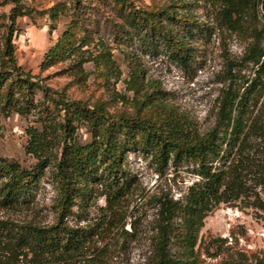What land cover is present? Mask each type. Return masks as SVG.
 <instances>
[{
  "label": "trees",
  "instance_id": "16d2710c",
  "mask_svg": "<svg viewBox=\"0 0 264 264\" xmlns=\"http://www.w3.org/2000/svg\"><path fill=\"white\" fill-rule=\"evenodd\" d=\"M9 1L11 7L1 35L0 86H5L0 112L27 111L40 124V130H26L25 151L35 159L30 168L0 157V208L31 202L47 167L52 169L57 199L55 219L48 226L0 218V264H42L52 259L55 264H66L89 238L104 239L122 219L114 205L124 191L120 155L129 149L148 152L159 167L167 162L189 164L195 176L180 199L154 198L149 264H201L202 254L214 259L211 264H264L263 251L234 248V235H229L230 242L226 237L198 236L203 219L220 203L252 208L255 217L264 218V103L258 102L264 90V0H207L216 28L242 36L247 43L237 58L226 60L227 84L216 98L213 123L203 131L177 124L169 116L166 123L157 124L139 115H111L100 103L89 106L66 100L59 93L55 104L62 121L53 129L48 110L40 109L41 104H33L24 95L35 88V82L17 66L12 45L16 17L29 16L32 8L20 4V0ZM92 1L116 7L122 19L119 37L132 36L149 52L162 50L180 63L189 56L188 42L183 38H191L205 28L190 14L176 10L181 7L177 0L157 8L137 7L130 0H57L48 12L51 19L68 18L61 39L73 36V30L79 29L82 17L89 16L91 9L99 12ZM131 68L136 75L135 62ZM244 69L248 74L242 72ZM10 76L13 78L7 82ZM14 92L22 95L15 98ZM43 92L57 94L48 87ZM79 118L85 120L92 137L86 144L78 143L73 136V123ZM55 134L56 145L52 143ZM99 168L113 202L110 196L105 198L104 214L94 218L90 226L68 225L65 220L78 194L75 183L80 177L93 176Z\"/></svg>",
  "mask_w": 264,
  "mask_h": 264
},
{
  "label": "rangeland",
  "instance_id": "374dc122",
  "mask_svg": "<svg viewBox=\"0 0 264 264\" xmlns=\"http://www.w3.org/2000/svg\"><path fill=\"white\" fill-rule=\"evenodd\" d=\"M56 1L20 0V4L29 5L32 10L29 16L16 17V30L12 34L16 64L35 82V88L24 95L33 104H41L40 109L48 110L49 125L53 129L62 121L61 111L55 104L58 93L66 100L89 106L100 103L111 115H139L157 124L166 123L169 116L177 124L192 126L197 131L211 126L216 98L227 84L225 62L237 58L247 41L235 33L216 28L207 0H177L181 7H175L176 10L190 14L205 27L193 37L183 38L189 46V56L183 63L162 50L149 52L132 36L119 37L122 19L116 7L108 2L92 1L91 5L99 12L91 9L89 16L82 17L79 29L73 30V36L63 40L61 36L68 18L51 19L48 12ZM130 1L137 7L157 8L176 0ZM10 7L9 0H0V49L7 22L5 16ZM133 62L138 67L136 75L132 73ZM242 72L248 74L247 69ZM11 78L13 76L7 82ZM4 86L5 83L0 86V95ZM44 87L57 94L43 92ZM19 94L14 92V97L18 98ZM263 96L264 90L258 101L261 105ZM31 127L40 130V124L27 111L23 114L13 109L6 114L0 112V157L30 168L35 159L25 151V145L26 130ZM73 128L78 143L91 141L84 119H76ZM57 138L55 134L54 145ZM120 166L124 191L114 206L122 216L120 224L123 223V227L116 224L102 240L96 236L89 238L80 251L68 257L66 264H149L154 198L167 196L178 200L195 180L190 172L191 165L167 162L159 167L148 152L137 149L123 151ZM51 174V167L45 168L32 201L12 209L0 208V218L16 223L50 225L55 219L57 199ZM104 175L99 168L93 176L80 177L75 183L78 194L65 220L68 225L90 226L94 218L104 214L105 198H113L107 183L102 182ZM229 235L236 237V242H232L234 248L264 252V218L255 217L252 208L220 203L206 215L198 232L201 238L220 236L226 237L227 242H230ZM200 258L201 264L214 263V259L205 254ZM52 260L42 264H55V259Z\"/></svg>",
  "mask_w": 264,
  "mask_h": 264
}]
</instances>
